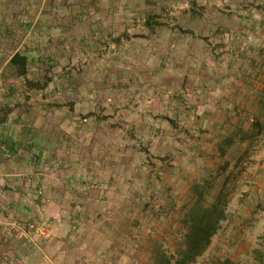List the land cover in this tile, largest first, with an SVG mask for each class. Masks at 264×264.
Listing matches in <instances>:
<instances>
[{
	"label": "crops",
	"instance_id": "obj_1",
	"mask_svg": "<svg viewBox=\"0 0 264 264\" xmlns=\"http://www.w3.org/2000/svg\"><path fill=\"white\" fill-rule=\"evenodd\" d=\"M11 4L0 1V264H140L136 258L147 246L133 248L132 238L155 234L144 232L151 215L135 199L131 150L117 152L107 145L101 153H75L72 144L67 147L54 134L67 126L65 106L51 104L47 90L33 85L27 69L36 61L46 30L35 27V20L27 26L24 15L33 16L35 8ZM225 30L231 39H222L217 54L197 37V44L190 43L188 78L200 85L192 111L202 105L208 109L202 137L205 179L212 200L220 195L226 201L221 239L243 240L236 243L237 254L246 245L264 255V39L256 32L245 41L239 23H227ZM212 38V45L220 41ZM17 53L27 58L21 76L11 64ZM14 78L28 86L14 87ZM176 101L172 96L165 101L167 113L178 115ZM132 117L126 119L138 127L158 125L146 114ZM57 163L63 170H55ZM37 187L53 202L44 206L36 200ZM161 218L155 216L159 224ZM43 220L53 231L45 246L24 228Z\"/></svg>",
	"mask_w": 264,
	"mask_h": 264
},
{
	"label": "rangeland",
	"instance_id": "obj_2",
	"mask_svg": "<svg viewBox=\"0 0 264 264\" xmlns=\"http://www.w3.org/2000/svg\"><path fill=\"white\" fill-rule=\"evenodd\" d=\"M11 1L13 6L35 8L33 16L24 15L26 24L31 26L35 20V27L46 30L36 61L27 69L33 85L47 90L51 104L65 106L67 126L63 133L55 129L54 134H60L67 147L72 144L75 153H101L107 145L117 152L130 148L135 199L151 215L144 232L155 234L143 240L133 236V248L142 243L147 246L136 260L156 264L165 259L173 264L184 251L185 223L196 204L194 190L203 194L202 206L213 202L205 179L202 141L208 130V109L202 105L192 111L193 94L200 85L190 84L188 78L192 69L186 56L194 49L190 43L197 44V37L209 52L217 54L218 46H224L222 39H231L225 30L227 23H239L245 41L256 32L263 40L264 0H4V4ZM192 30H199V35L191 34ZM211 36L221 43L212 45L215 39ZM14 79L18 81H12L14 87L25 83ZM171 96L177 100L178 115L165 109ZM144 114L157 119L158 125L142 128L134 119H126ZM55 170H63L60 163ZM36 189V200L44 206L53 202L41 187ZM155 216L162 217L160 224ZM28 223L52 230L48 221ZM36 236L43 246L51 237ZM221 238L220 230L189 264H223L225 260L264 264V255L246 245L236 253V243L240 246L243 240Z\"/></svg>",
	"mask_w": 264,
	"mask_h": 264
},
{
	"label": "trees",
	"instance_id": "obj_3",
	"mask_svg": "<svg viewBox=\"0 0 264 264\" xmlns=\"http://www.w3.org/2000/svg\"><path fill=\"white\" fill-rule=\"evenodd\" d=\"M11 64L16 66V73L23 75L26 71L27 58L20 54H15L11 59ZM196 204L190 213V219L185 224L188 227L185 235L184 251L179 260L173 264H189L206 250L210 245L212 237L220 228V222L226 218L222 200L218 195L209 206H202L204 196L201 192L194 190ZM224 203V202H223ZM156 264H171L169 260L160 259ZM223 264H234L225 260Z\"/></svg>",
	"mask_w": 264,
	"mask_h": 264
},
{
	"label": "built area",
	"instance_id": "obj_4",
	"mask_svg": "<svg viewBox=\"0 0 264 264\" xmlns=\"http://www.w3.org/2000/svg\"><path fill=\"white\" fill-rule=\"evenodd\" d=\"M45 201V200H44ZM48 203V199L46 200ZM25 232H33L36 235H39L43 238H48L51 235L50 228L44 225L34 224V223H28L25 228Z\"/></svg>",
	"mask_w": 264,
	"mask_h": 264
}]
</instances>
